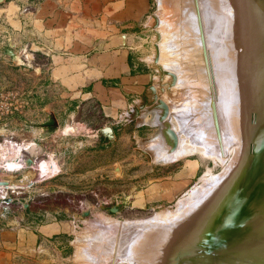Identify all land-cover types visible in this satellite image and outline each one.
I'll list each match as a JSON object with an SVG mask.
<instances>
[{
    "label": "rangeland",
    "instance_id": "obj_1",
    "mask_svg": "<svg viewBox=\"0 0 264 264\" xmlns=\"http://www.w3.org/2000/svg\"><path fill=\"white\" fill-rule=\"evenodd\" d=\"M115 1L0 0V229H13L12 264H170L168 256L175 252H164L173 249L178 236L167 231L184 224L193 215L187 213L189 204L205 202L241 163L242 138L237 134L234 140L235 130L225 123L226 136L220 140L213 117L220 111L226 117L232 99L234 104L249 99L252 88L247 91L243 75L258 78V62L248 54L255 26L249 8L255 9V2H205L210 16L220 18L223 7L234 22L231 34L237 38L232 34L234 39L227 41L210 32L199 13L202 22L196 28L187 24L180 6L201 1L124 0L128 9L120 15L113 13L115 7L111 12ZM58 33L66 34V40L56 42ZM116 34L125 37L119 57L130 69L124 76L141 81L125 95L110 89L106 71L91 69L111 52L107 43ZM202 38L211 52L238 38L246 46L251 43L238 49L244 54H235L238 61L243 58L241 67L244 59L248 67L239 65V75L221 77ZM58 55L74 70H59ZM244 68L255 71L254 77ZM108 98L119 112L107 114L102 100ZM155 113L161 123L153 119ZM233 120L239 128V119ZM68 126L76 128L65 133ZM208 129H214L215 138ZM160 140L168 151L155 148ZM16 145L18 167L7 166ZM163 150L174 157L162 159ZM247 208L237 212L245 216ZM254 250L248 249L246 258L242 250L223 264H264Z\"/></svg>",
    "mask_w": 264,
    "mask_h": 264
},
{
    "label": "bare ground",
    "instance_id": "obj_2",
    "mask_svg": "<svg viewBox=\"0 0 264 264\" xmlns=\"http://www.w3.org/2000/svg\"><path fill=\"white\" fill-rule=\"evenodd\" d=\"M178 1H181V0H178ZM193 1H195V0H193ZM199 1H201V2H199ZM206 1L207 0H198L199 4L201 5V9H199L200 8L199 4H198L199 6H197L196 4H194V6L185 5L187 7L184 6V8L181 5L180 7L183 9L182 16H183V14H185V18L188 19L187 24L189 25V27H191L193 29V28H196L198 26V22H202V21H200V16L198 18V13L201 14V16L203 15V17H204V19L208 25L206 27L210 28V29L207 28L209 31L212 30L213 32H217L218 35L222 39H226L227 41H228V39H230V41H231V38H233L235 36V34H233L234 31L232 32V34L234 36H232V34H231V28H230L231 25L230 24L232 21H230L229 15L225 12L224 8L222 7V9L221 8L219 9L220 12L222 11V15L220 13V15H221L220 18H216L215 17L216 15L210 16V14L208 13L209 10H207L208 6L205 5ZM211 1H215V2L219 1V2H216L215 4L222 2V0H211ZM251 1H253V4L255 2V5H256L255 9L253 7L254 5L253 6L251 5L254 10L248 7L250 10L253 11V13H252L253 19L252 20H254L253 22H255L254 23L255 26H254L253 22H252V26L248 25V28H250L249 26H251V27L254 26V30H252V31H254L253 32L254 37L251 33L252 38H253V39L251 38L253 44H252V48L251 49L249 48L250 52L248 54L253 55L251 58H254V60H256V63L258 62V64H257L258 66L255 65L256 63L254 64L255 61H253V63L252 62L251 63L254 64L255 68L257 66L256 72L259 73L258 78L262 77V79L260 78V80H259L260 83H259L258 78H256V76L254 77V74H253V73H255V71H253V70H255L254 67L252 68L253 70L251 68H249L248 70H247V68L246 69L244 68L245 73L248 72V75H249V73H251L253 71L252 76L254 77V78H252L251 76L249 77L246 74L243 75L244 77L242 76L243 77L242 80H244L247 84L250 85V86L249 85L247 86L248 90H247V88L246 89L244 88V86H245L244 84H243L244 86L242 84H241V86H239L240 88L243 86V91L247 90L248 92L250 90L249 88L250 87L252 88L251 93H250L251 95H250L249 99L245 98V99L249 100V101L247 100L249 102V104L247 105V103H245L247 101H245L242 98L244 95L243 93L246 92L245 91L242 93V96L240 95L242 100L245 101V102H242L243 104L241 103L242 100H240L241 104L240 103L234 104V102H236V100L232 99L231 101L233 104L229 103L228 105H226L227 107L224 111L227 114L226 117L222 116L223 111H220L217 113V114H219L218 115L219 117L216 115L218 118L213 117L217 120L218 126H219L221 134H222L221 135L222 138L220 139L219 138L220 135L218 136L219 128L216 129V131H215L217 133L216 138L218 140L220 139L224 142V138H225L224 136H226V132H225L226 130L224 127L225 123L228 126H229V124H231V129L235 130V132L233 134L234 135L233 139L235 138L234 140H236L237 134L240 138H242V146H241V151H240V155L242 156L241 160H240L241 163L235 169L234 173L232 172L233 169L231 170V172L233 174L231 173L232 176L230 178H228L227 180L225 179L226 181L225 182L223 181L224 183L222 185L220 184L218 186V188L214 189L213 192L211 191L212 194L209 195V198H206L207 200H205V202H202V204H198V202L196 200V203L193 202V203L189 204V206L187 208L189 212H187V213L189 214V216L192 214L193 215L190 218L188 217L189 219L185 218L187 220H184V221H186L185 223L183 221L184 224H181L179 222L180 225L178 224L177 227H175L174 229L168 228L169 230L167 231L166 234L171 232L174 234L176 233L175 236H178L176 238L177 240H175V241L171 240L173 249L170 248V250L172 252H170V250L168 248H167V250H169V251L167 252V250H166L164 252V253H167L168 255L175 252L171 256H168V257H172V259H169V258L168 259L170 260L171 263H174V264H208V263L211 264L212 261L216 262L217 264L218 263L223 264V262H226V259L228 257H230L231 255H232V257H234L236 255V258H237V256H240L241 254H238V253H240V251L242 252V250L243 251L246 250V252L244 251V254H243L245 257L246 253H248V249H250V253H251V249H253V250L257 249V252L255 250L254 251H255V253L260 254V256H262L261 258H259V255H257L260 260L264 257V0H251ZM195 2H197V1H195ZM228 2H230V1L228 0ZM231 2H232V0H231ZM250 2H249V4H250ZM238 4H241V3L239 2ZM236 10H238V8ZM247 11H249V10H247ZM234 12H236V11L234 10ZM251 12H249V13L251 14ZM215 13L216 12H214V14ZM191 15H194L195 17L193 16V18H192ZM231 17H232V15H231ZM198 19H199V21H198ZM248 19H249V17H248ZM252 20H250V21H252ZM232 24H234V22H232ZM201 25H199V26H201ZM203 26H204V24H203ZM203 26L199 27V29H203L202 28ZM241 26H243V25H241ZM248 28L246 27V29H248ZM243 30H244V28H243ZM209 31L207 32V34H211V36H212V33H209ZM212 31H210V32H212ZM250 31H251V28H250ZM203 32L204 31L202 30L201 33H203ZM242 33H243V31L241 32L240 36L243 35ZM248 34H249V32H248ZM248 34H247V36H248ZM244 37H246V36L244 35ZM204 38L206 39V37H204ZM235 38H237V36H235ZM242 38H243V36H242ZM205 39H203L204 41L202 42V44L204 42H206ZM251 39H250V42H251ZM238 40H240V41L238 42L236 40H233L232 44L231 43L228 44L229 42H225L224 45H223V43L218 44V47L215 49V51H212V52H211V48H210L211 45L210 46L208 45L210 50L208 49L209 54L207 53V55L209 56L208 57L209 59L211 57V60H209V61H211L210 64L212 62L214 63L215 69L217 70V74H219L221 77L230 79L231 76L236 75V73H237L236 67H238V68L241 67L240 64H242V63H240V62L242 61L243 58L239 59V61H238L239 57H236L235 54L240 52L238 50V49H240V47L245 49L246 47L251 45V43L249 42L250 44H248V46H246L247 44H245V42L243 43V41H245V40L241 41L242 39H239V38H238ZM208 41H210V39ZM208 44H210V43H208ZM204 45L205 44H203V46ZM208 46H206V47L208 48ZM204 50H207V49H204ZM204 50H203V53L205 54V52H207V51L204 52ZM242 51H243V49H242ZM203 53L200 52V56H201V62H200L201 65L200 66H204V63L202 61L203 55H204ZM240 53L244 54L245 52L244 53L240 52ZM240 53H239V56L241 55ZM246 53H247V51H246ZM246 55L247 54H245V56ZM256 55H258V57ZM260 56L263 57L262 60L259 58ZM240 57H244V55H242ZM205 58H206V54L204 57L205 64H206L208 62L207 61L208 59L206 58L207 59L206 60ZM244 58H247V56ZM181 59H182V57H181ZM244 61H245L244 66L248 67V66H246V64H247L246 59H244ZM248 62L250 63V61H248ZM252 64H251V66H253ZM169 65H171V64H169ZM206 65H207L206 67L208 70L209 62ZM239 65H240V67H239ZM244 66H242V67H244ZM211 67H209V68H211ZM249 67H250V65H249ZM259 67L260 68L262 67L261 70H258V69H260ZM210 70L211 69H209V71ZM238 70H240V69H238ZM246 70H247V72H246ZM260 71H262V72H260ZM241 72H243V71H241ZM241 72H239V73L241 74ZM209 73L211 74V72H209ZM243 74H244V72H243ZM260 74H261V76H260ZM210 76H208V78H210ZM239 78H241V77H239ZM242 80H239V81H242ZM208 81H210V80H208ZM242 82H240V83H242ZM215 85H216V83H215ZM241 89L239 90L240 92H242ZM248 96H249V93H248ZM244 97H245V95H244ZM216 109H218V108H216ZM207 117H209V116H207ZM207 117H205V119ZM237 118L239 119L238 120L239 128H237V125H234L235 120H233V119L237 120ZM153 119H155L156 121L161 123L160 121L162 118L159 114L157 115L155 113ZM215 119H214V122H215ZM155 120H153V121H155ZM209 120L211 121V118ZM230 121H232V122H230ZM158 122H155V123H158ZM209 123L210 122L208 121V124ZM205 125H206V122H205ZM209 127L212 128V126H209ZM75 128H76L75 126H68L65 129H63V131L65 133H69L71 131H74ZM208 131H209L210 135L214 136V138H215L216 133H214V129H210V130L208 129ZM231 139H232V137H231ZM159 147H162V148H159ZM155 148H158V150L163 149V148L165 149L166 148L165 142L163 140H160L158 143H156ZM168 149L170 150V148H168ZM165 150H167V148ZM165 150H163L165 152V154H163V156H161V158L169 161L170 158L174 157L173 153L171 154L169 152L168 154H166ZM189 150H190V148L187 149L188 153H189ZM187 151H185V152L187 153ZM176 155H177V152H176ZM9 156L10 157H9L7 166L18 167L17 163H18L19 158H20L18 145H16L15 147L12 148ZM226 177H228V176H226ZM205 181H207V180H205ZM203 186H204V184H203ZM245 205H246V207H249L247 209L249 210L250 213H247L244 216V215H242V212H243L242 211L241 215H240L239 214L240 212L238 213L237 211L242 210V208H244ZM253 209H256V210H253ZM245 212H246V210H245ZM112 222H114V221H112ZM173 223H175V222H173ZM174 226H176V224ZM165 230H167V229L165 228ZM145 236L146 235H144V240L149 238V237L147 238ZM154 237H156V236H154ZM168 237H169V235H168ZM99 238H100V236H99ZM92 239H93V237H92ZM142 242H143V237H142L141 243L139 245L137 244V247L138 246L140 247ZM91 243H93V242H91ZM94 243H95V241H94ZM147 243H150V242H147ZM147 243H145V244H147ZM182 243L184 245L180 247V245ZM147 246H148V244H147ZM170 246H171V244H170ZM170 246H168V247H170ZM227 246H229V248H227ZM256 246H257V248H256ZM142 247H144V246H142ZM144 248H143V250L146 249V248L145 249ZM147 248L150 249V246H148ZM158 248H160V247H158ZM179 248H182V249H180L182 251V252L180 251V253H183V254H180L178 256L177 253H179V252H177V251ZM151 250L154 252L153 249H151ZM162 250H163V248H162ZM87 252H88V250L86 251V253ZM89 252H91V251H89ZM140 252H141V250H140ZM137 253H139V252H137ZM149 253H150V251H149ZM157 253H159V252H157ZM99 254H100V252H99ZM143 254H144V252H143ZM160 255H161V252H160ZM160 255L158 257H160ZM90 256L93 258V253ZM143 256L144 255H142V257ZM163 256H161V258ZM257 256H256V258H257ZM91 257L89 259H91ZM161 258H159V259L161 260ZM145 259H144V261H145ZM160 260H158V261H160ZM144 261H141V262H144ZM164 261H167V260L164 258ZM168 262L169 261H167L166 264ZM254 263H256V262H254ZM259 263L257 262L256 264H259ZM146 264H149V263H146ZM160 264H161V261H160ZM163 264H165V263H163Z\"/></svg>",
    "mask_w": 264,
    "mask_h": 264
},
{
    "label": "crops",
    "instance_id": "obj_3",
    "mask_svg": "<svg viewBox=\"0 0 264 264\" xmlns=\"http://www.w3.org/2000/svg\"><path fill=\"white\" fill-rule=\"evenodd\" d=\"M132 2H135V0H132ZM110 4L111 12H113V8L115 7L117 10L113 13L117 15L125 13L126 9H128L126 8V2L124 0H116L115 2H111ZM131 6L133 7V5H130V7ZM66 38V34L58 33L56 42L59 43L62 40H66ZM124 41L125 37L123 34H116L110 37L107 43V47L111 52L102 54L101 57L98 58L97 63H95L96 65L94 66V68L91 69L95 70V68H97L102 71H106L107 74L103 76L110 80V89H114L115 91L125 95L127 94L126 92H128L127 89L130 88L132 84L140 83L141 81L137 80L136 78L124 76L130 69L129 66L125 64L124 59H121L119 57L125 44ZM70 56H72V54H70ZM57 57H59V63H62L63 65L59 67V70H63V72H70L74 70L72 69V63L61 59V57L64 56L58 55ZM102 58L104 61L103 64L100 62ZM106 100H102V103L104 104V106H106L105 110L107 114H114L116 111L119 112V109L116 110L114 106H111L112 101L109 98ZM45 231H48V227L45 228ZM13 234V229L10 227H4L0 229V264H12V248L14 238Z\"/></svg>",
    "mask_w": 264,
    "mask_h": 264
},
{
    "label": "water",
    "instance_id": "obj_4",
    "mask_svg": "<svg viewBox=\"0 0 264 264\" xmlns=\"http://www.w3.org/2000/svg\"><path fill=\"white\" fill-rule=\"evenodd\" d=\"M7 182V181H6Z\"/></svg>",
    "mask_w": 264,
    "mask_h": 264
}]
</instances>
